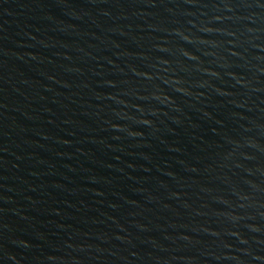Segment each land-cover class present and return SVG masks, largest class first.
<instances>
[{
  "label": "water",
  "instance_id": "95a60500",
  "mask_svg": "<svg viewBox=\"0 0 264 264\" xmlns=\"http://www.w3.org/2000/svg\"><path fill=\"white\" fill-rule=\"evenodd\" d=\"M0 264H264V0H0Z\"/></svg>",
  "mask_w": 264,
  "mask_h": 264
}]
</instances>
